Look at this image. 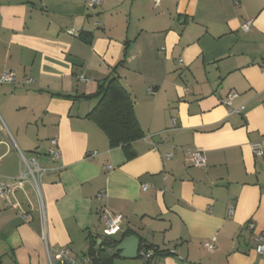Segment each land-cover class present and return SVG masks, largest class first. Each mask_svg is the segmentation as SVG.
<instances>
[{"label": "crops", "instance_id": "obj_1", "mask_svg": "<svg viewBox=\"0 0 264 264\" xmlns=\"http://www.w3.org/2000/svg\"><path fill=\"white\" fill-rule=\"evenodd\" d=\"M153 1L0 0V180L23 172L17 151L46 169L41 199L29 181L0 198V264H50L47 248L80 262L130 236L137 257L111 264H264V0ZM114 67L143 133L131 158L87 117ZM103 210L123 217L108 236Z\"/></svg>", "mask_w": 264, "mask_h": 264}, {"label": "trees", "instance_id": "obj_2", "mask_svg": "<svg viewBox=\"0 0 264 264\" xmlns=\"http://www.w3.org/2000/svg\"><path fill=\"white\" fill-rule=\"evenodd\" d=\"M79 38L86 43L90 42V36L85 34H81ZM119 66L120 64L117 67ZM117 67L113 68L109 77L98 84L95 94L86 97L98 100L87 117L105 134L111 148H122L127 158H131L134 156L131 145L142 139L143 133L135 117L130 96L123 89L118 78L112 77ZM117 244V241L109 238L99 245L94 242L92 252L88 256L90 264H111L116 258L113 251ZM143 250L152 251V257L157 253L152 246H141L140 251Z\"/></svg>", "mask_w": 264, "mask_h": 264}, {"label": "built area", "instance_id": "obj_3", "mask_svg": "<svg viewBox=\"0 0 264 264\" xmlns=\"http://www.w3.org/2000/svg\"><path fill=\"white\" fill-rule=\"evenodd\" d=\"M103 0H89L87 6L88 8H97L101 5ZM154 6L158 5L159 0H154ZM249 23H246L242 26L243 31L248 30ZM69 34L73 35V31H68ZM181 63V61H179ZM14 78L12 73L10 72H5L0 76V84L2 83H11L13 82ZM81 81H87L83 77L80 78ZM149 94H152V90H148ZM235 94H230L227 96L226 99L223 100V104L227 107L231 106V102L234 99ZM231 112H229L230 114ZM171 126H174V120H172ZM0 131L4 132L3 126H0ZM6 144L9 146L10 142H6ZM252 152L255 156L260 157L263 155V151L260 147V144H253L251 146ZM48 156L52 161H57L60 158V151L57 146V140L52 139L50 140V147L48 149ZM18 157L20 159V163L22 160V164L24 165V171L20 173L19 177L12 181L11 183H5L0 180V198H4L9 194H13L16 190L20 189L22 185L24 184L25 181H29L33 188L35 189L37 195L41 199L40 195V179L41 176L46 172V169L40 165L38 162V157L37 156H32L29 160H26L22 153L17 151ZM185 154L188 157V160L190 164L195 167V168H204L206 166V160L203 152L195 149H186ZM92 157L95 156V153L91 155ZM166 159H170L171 155H166ZM146 188H143L145 190ZM230 212H232V208H230ZM23 219H28V215L24 214ZM101 221L104 226V232L105 234L111 235L115 233L118 229L119 226L121 225L123 217L120 214H111L107 210H103L101 212ZM247 228L250 231H254L255 226L253 223H249L247 225ZM254 241L256 243L255 247V252L258 255L264 256V243L263 240L260 236L255 235ZM214 243L215 239H211L210 241H206L203 243V248L208 252L212 253L214 251ZM47 253L49 256V261L50 264H56L55 260H61L63 264H88L89 260L86 258L82 259L80 262L75 261L74 258H72L69 254L68 251H62V250H53L51 248H47ZM153 253L152 251H144L140 254V257L144 261H148L152 257Z\"/></svg>", "mask_w": 264, "mask_h": 264}, {"label": "water", "instance_id": "obj_4", "mask_svg": "<svg viewBox=\"0 0 264 264\" xmlns=\"http://www.w3.org/2000/svg\"><path fill=\"white\" fill-rule=\"evenodd\" d=\"M139 240L135 236H130L121 241L114 249V254L122 259H134L137 257Z\"/></svg>", "mask_w": 264, "mask_h": 264}, {"label": "rangeland", "instance_id": "obj_5", "mask_svg": "<svg viewBox=\"0 0 264 264\" xmlns=\"http://www.w3.org/2000/svg\"><path fill=\"white\" fill-rule=\"evenodd\" d=\"M23 157L26 159V160H29L31 158V156H29L28 154L26 153H22ZM20 166L22 167V171H24V165L22 164V160H21V164Z\"/></svg>", "mask_w": 264, "mask_h": 264}]
</instances>
